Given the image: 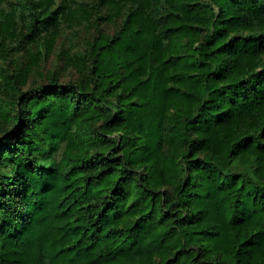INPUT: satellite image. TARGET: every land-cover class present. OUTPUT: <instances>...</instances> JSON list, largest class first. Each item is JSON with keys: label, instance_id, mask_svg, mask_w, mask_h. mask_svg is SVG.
Segmentation results:
<instances>
[{"label": "trees", "instance_id": "trees-1", "mask_svg": "<svg viewBox=\"0 0 264 264\" xmlns=\"http://www.w3.org/2000/svg\"><path fill=\"white\" fill-rule=\"evenodd\" d=\"M0 264H264V0H0Z\"/></svg>", "mask_w": 264, "mask_h": 264}, {"label": "rangeland", "instance_id": "rangeland-1", "mask_svg": "<svg viewBox=\"0 0 264 264\" xmlns=\"http://www.w3.org/2000/svg\"><path fill=\"white\" fill-rule=\"evenodd\" d=\"M84 32L85 31L83 30L80 31V35H84ZM76 36V31L73 30H65L59 35L53 47V51L45 59V62L41 63V69L43 73L52 71L54 69H60V67L63 65V60L59 57V54L64 51L67 53L75 51L77 48V43L75 42ZM18 61L22 63L23 58H19ZM37 79L39 81H43L41 78Z\"/></svg>", "mask_w": 264, "mask_h": 264}]
</instances>
